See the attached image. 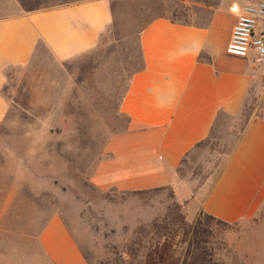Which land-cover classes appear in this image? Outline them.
I'll use <instances>...</instances> for the list:
<instances>
[{
    "label": "rangeland",
    "instance_id": "1",
    "mask_svg": "<svg viewBox=\"0 0 264 264\" xmlns=\"http://www.w3.org/2000/svg\"><path fill=\"white\" fill-rule=\"evenodd\" d=\"M22 1L42 7L70 0ZM164 1L111 0L113 22L94 50L58 61L41 46L29 64L7 69L2 91L10 107L0 121V263L42 260L37 233L56 214L91 264H144L146 242L135 244L136 230L170 220L175 205L185 216L173 186L145 193L100 192L90 181L109 136L128 126L119 102L131 73L141 67V27L162 14L198 19L204 5L218 0ZM263 113L264 99L252 95L240 115H219L209 136L183 158L174 179L195 189L214 178L248 118ZM192 212L193 205L189 217ZM184 219V227L172 226L177 264L185 257L195 223ZM207 228L201 246L210 255L197 264H264V209L256 234H243L253 253L236 248L240 224L210 221ZM131 248L138 250L128 261L122 253ZM186 260L191 264V255Z\"/></svg>",
    "mask_w": 264,
    "mask_h": 264
},
{
    "label": "crops",
    "instance_id": "2",
    "mask_svg": "<svg viewBox=\"0 0 264 264\" xmlns=\"http://www.w3.org/2000/svg\"><path fill=\"white\" fill-rule=\"evenodd\" d=\"M257 2L218 0L204 5L198 19L162 14L141 27V67L131 73L119 102L128 126L109 136L90 177L100 192L173 186L188 223L203 212L240 224V253H253L243 234H256L264 209V113L248 118L214 178L191 189L174 176L187 153L209 136L219 115H240L252 95L264 99V58L225 51L240 8ZM112 22L111 0L42 7L0 0V121L10 107L2 91L8 68L29 64L41 46L58 61L88 53ZM259 30L264 35V19ZM37 243L43 258L34 264H91L59 215L45 220Z\"/></svg>",
    "mask_w": 264,
    "mask_h": 264
},
{
    "label": "trees",
    "instance_id": "3",
    "mask_svg": "<svg viewBox=\"0 0 264 264\" xmlns=\"http://www.w3.org/2000/svg\"><path fill=\"white\" fill-rule=\"evenodd\" d=\"M159 189L162 188L135 191L133 193H145ZM179 208V205H175L174 209L176 211V216L170 217V220L165 218L163 219L164 223L153 222L149 227H140L136 230L135 244L140 245L143 241L146 242V249L143 255L145 258L144 264H177L178 260L175 257V246L173 245L175 233L172 230V226L177 225L179 227H184L186 225L185 216L180 213ZM210 221L226 226L232 225L201 212L193 225L192 237L188 242L185 257L180 264H187L186 257L188 255H191V264H197L199 259L205 260L210 255L207 248L201 246V243L206 241L209 234L207 226ZM136 249L138 250V248ZM137 250L131 248V250L122 254L125 255L127 257L126 259L129 261L130 257H135Z\"/></svg>",
    "mask_w": 264,
    "mask_h": 264
},
{
    "label": "built area",
    "instance_id": "4",
    "mask_svg": "<svg viewBox=\"0 0 264 264\" xmlns=\"http://www.w3.org/2000/svg\"><path fill=\"white\" fill-rule=\"evenodd\" d=\"M264 19V1L245 4L233 24L226 45V53L246 58L254 52L257 58H264V35L259 30V22Z\"/></svg>",
    "mask_w": 264,
    "mask_h": 264
}]
</instances>
